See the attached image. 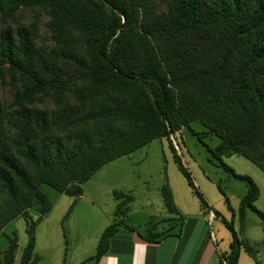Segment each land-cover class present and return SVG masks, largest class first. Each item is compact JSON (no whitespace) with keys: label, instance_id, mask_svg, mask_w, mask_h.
I'll return each mask as SVG.
<instances>
[{"label":"trees","instance_id":"1","mask_svg":"<svg viewBox=\"0 0 264 264\" xmlns=\"http://www.w3.org/2000/svg\"><path fill=\"white\" fill-rule=\"evenodd\" d=\"M22 9L48 15L47 40L38 41L34 20H20ZM0 85L12 93L0 103V232L25 218L19 264H38L40 216L28 209L35 201L40 214L50 209L42 184L79 196L102 165L165 138L194 188L172 141L194 119L206 128L199 135L220 138L213 156L236 152L264 171V0H0ZM229 170L248 181L241 225L248 209L264 221L254 205L257 184ZM168 195L164 188L173 211ZM119 206L100 234L95 264L120 229L160 238L152 226L126 223ZM16 246L9 237L0 264H13ZM228 258L236 264L235 250Z\"/></svg>","mask_w":264,"mask_h":264},{"label":"rangeland","instance_id":"2","mask_svg":"<svg viewBox=\"0 0 264 264\" xmlns=\"http://www.w3.org/2000/svg\"><path fill=\"white\" fill-rule=\"evenodd\" d=\"M16 14L24 23L36 22L38 41L48 39V15L44 11L22 9ZM11 96V91L0 85V103H7ZM205 129L194 119L175 135L177 143L172 140L194 188L178 168L165 138H155L102 165L82 184L79 196L42 184L41 189L51 201L50 209L40 214L37 201L28 209L32 219L40 216L35 222L33 248L38 264H95L94 259L86 257L94 255L100 234L117 219L119 205L121 213L127 211L124 221L143 231L145 222L152 224L172 216L177 228L182 226L184 235L189 233L185 229L194 219L202 220L200 233L214 235L209 264H229L233 250L237 253L236 264H264V221L248 209L244 226L241 225L238 205L248 181L234 176L229 168L250 176L257 184L259 196L254 205L258 209H264V171L236 152L213 156L210 149L215 148L220 138L214 134L199 135ZM164 188L176 211L166 208ZM193 189L199 191L206 205H202ZM127 195L131 197L129 200ZM228 223H232L237 240L233 239ZM26 227L25 218L18 215L0 232L1 254L9 237H16L13 264H19L26 245Z\"/></svg>","mask_w":264,"mask_h":264},{"label":"crops","instance_id":"3","mask_svg":"<svg viewBox=\"0 0 264 264\" xmlns=\"http://www.w3.org/2000/svg\"><path fill=\"white\" fill-rule=\"evenodd\" d=\"M159 221L149 223L154 232L160 233V238L153 241L143 239L137 231L120 229L111 237L108 252L100 257L97 264H209L214 252L211 238L214 236L200 233L202 220L194 219L185 229L189 233L184 235L182 226L177 228L172 216ZM143 225L145 228L148 226L146 222ZM134 227L141 231L140 227Z\"/></svg>","mask_w":264,"mask_h":264},{"label":"clouds","instance_id":"4","mask_svg":"<svg viewBox=\"0 0 264 264\" xmlns=\"http://www.w3.org/2000/svg\"><path fill=\"white\" fill-rule=\"evenodd\" d=\"M210 234H211V236H214V235H212V233L210 232Z\"/></svg>","mask_w":264,"mask_h":264}]
</instances>
